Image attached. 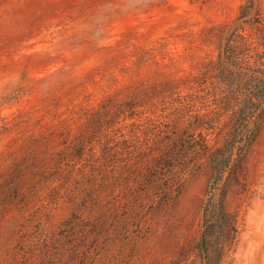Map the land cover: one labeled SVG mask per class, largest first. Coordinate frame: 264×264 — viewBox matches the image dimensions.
Instances as JSON below:
<instances>
[{"label": "rangeland", "instance_id": "1", "mask_svg": "<svg viewBox=\"0 0 264 264\" xmlns=\"http://www.w3.org/2000/svg\"><path fill=\"white\" fill-rule=\"evenodd\" d=\"M227 45L264 53V0H0V264H204L203 228L208 264H264Z\"/></svg>", "mask_w": 264, "mask_h": 264}, {"label": "trees", "instance_id": "2", "mask_svg": "<svg viewBox=\"0 0 264 264\" xmlns=\"http://www.w3.org/2000/svg\"><path fill=\"white\" fill-rule=\"evenodd\" d=\"M219 57L221 63L226 60L234 66L247 69V71L251 73V77L249 79L250 88L248 93H246V101L249 103V106L247 105L246 108L244 107V109L241 110V113L245 112L247 107H254V100H261L262 98H264V53H258L251 48H249L247 51H244L243 48L227 45L226 48L220 53ZM239 61L240 63H238ZM230 84L232 85V82H230ZM261 112L262 110L259 108L257 113L255 111L253 112L254 114L251 115L255 117L256 120L254 121L253 127L248 130L245 138L241 140L245 141V147H249L252 144L257 136L258 131L261 128ZM244 120L246 122L248 121L247 118H245ZM236 121H238V119ZM237 123L238 122L235 123L234 128H236Z\"/></svg>", "mask_w": 264, "mask_h": 264}, {"label": "water", "instance_id": "3", "mask_svg": "<svg viewBox=\"0 0 264 264\" xmlns=\"http://www.w3.org/2000/svg\"><path fill=\"white\" fill-rule=\"evenodd\" d=\"M233 159L231 160L227 171H230L232 165H233ZM201 249H202V254H203V262L204 264H208V257H207V247H206V234H205V229H202L201 233Z\"/></svg>", "mask_w": 264, "mask_h": 264}]
</instances>
